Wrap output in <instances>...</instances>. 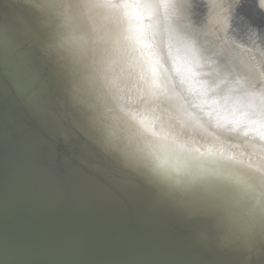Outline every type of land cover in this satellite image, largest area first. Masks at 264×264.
Returning <instances> with one entry per match:
<instances>
[{
  "label": "water",
  "instance_id": "1",
  "mask_svg": "<svg viewBox=\"0 0 264 264\" xmlns=\"http://www.w3.org/2000/svg\"><path fill=\"white\" fill-rule=\"evenodd\" d=\"M114 107L204 156L177 191L227 208L264 176V0H0V264H242L74 126Z\"/></svg>",
  "mask_w": 264,
  "mask_h": 264
},
{
  "label": "clouds",
  "instance_id": "2",
  "mask_svg": "<svg viewBox=\"0 0 264 264\" xmlns=\"http://www.w3.org/2000/svg\"><path fill=\"white\" fill-rule=\"evenodd\" d=\"M105 7L121 12L127 9L123 23L134 45L138 22L130 6L117 3ZM74 126L100 150L110 149L130 163L156 194L159 204L180 207L184 217L190 218L189 200L198 203L203 221L195 232L198 244L208 246L211 241L218 250L239 253L245 256L242 264L264 252V176L241 170L237 182L224 194L227 208H222L210 194L189 198L177 191V177L189 167L198 166L205 157L163 130L150 132L139 115L132 117L114 107L102 122L89 124L81 120Z\"/></svg>",
  "mask_w": 264,
  "mask_h": 264
}]
</instances>
